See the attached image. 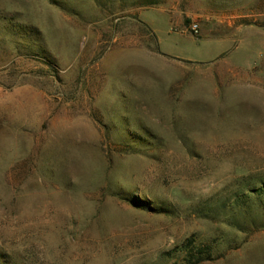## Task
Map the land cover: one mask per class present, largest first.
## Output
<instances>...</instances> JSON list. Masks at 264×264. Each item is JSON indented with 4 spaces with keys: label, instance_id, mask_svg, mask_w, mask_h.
I'll return each mask as SVG.
<instances>
[{
    "label": "rangeland",
    "instance_id": "374dc122",
    "mask_svg": "<svg viewBox=\"0 0 264 264\" xmlns=\"http://www.w3.org/2000/svg\"><path fill=\"white\" fill-rule=\"evenodd\" d=\"M262 183L264 0H0V264H264Z\"/></svg>",
    "mask_w": 264,
    "mask_h": 264
},
{
    "label": "trees",
    "instance_id": "16d2710c",
    "mask_svg": "<svg viewBox=\"0 0 264 264\" xmlns=\"http://www.w3.org/2000/svg\"><path fill=\"white\" fill-rule=\"evenodd\" d=\"M254 193L258 197H264V183L260 187L253 189ZM193 246V238H188L184 243L177 247V249L181 251H185L186 249H191L188 257L190 264H199L205 260H210L214 258L215 255L213 252V247L207 246L205 247H192Z\"/></svg>",
    "mask_w": 264,
    "mask_h": 264
},
{
    "label": "built area",
    "instance_id": "2783aa9c",
    "mask_svg": "<svg viewBox=\"0 0 264 264\" xmlns=\"http://www.w3.org/2000/svg\"><path fill=\"white\" fill-rule=\"evenodd\" d=\"M192 29H193V31L195 32V33H199V31H200V28H199V25H198V23H194L193 25H192Z\"/></svg>",
    "mask_w": 264,
    "mask_h": 264
}]
</instances>
